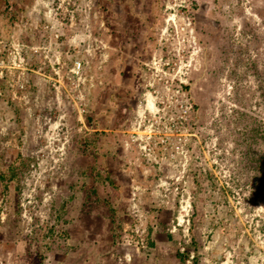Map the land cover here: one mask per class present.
<instances>
[{
    "label": "rangeland",
    "instance_id": "374dc122",
    "mask_svg": "<svg viewBox=\"0 0 264 264\" xmlns=\"http://www.w3.org/2000/svg\"><path fill=\"white\" fill-rule=\"evenodd\" d=\"M153 227L264 264V0H0V264Z\"/></svg>",
    "mask_w": 264,
    "mask_h": 264
},
{
    "label": "crops",
    "instance_id": "0c3cea01",
    "mask_svg": "<svg viewBox=\"0 0 264 264\" xmlns=\"http://www.w3.org/2000/svg\"><path fill=\"white\" fill-rule=\"evenodd\" d=\"M147 232V245H109L105 250L107 254L97 257L95 264H169V260H173L171 253L175 250L171 245L170 236L158 232L157 227Z\"/></svg>",
    "mask_w": 264,
    "mask_h": 264
},
{
    "label": "built area",
    "instance_id": "2783aa9c",
    "mask_svg": "<svg viewBox=\"0 0 264 264\" xmlns=\"http://www.w3.org/2000/svg\"><path fill=\"white\" fill-rule=\"evenodd\" d=\"M125 243H124V245H126V246H133V245H139L138 244V242H132L130 239H128V238H126V241H124ZM142 244L141 245H143V242H141ZM141 245H139V246H141Z\"/></svg>",
    "mask_w": 264,
    "mask_h": 264
}]
</instances>
